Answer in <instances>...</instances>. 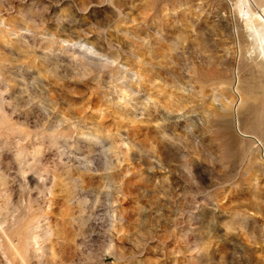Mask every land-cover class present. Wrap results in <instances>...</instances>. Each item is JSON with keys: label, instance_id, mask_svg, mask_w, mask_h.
<instances>
[{"label": "rangeland", "instance_id": "374dc122", "mask_svg": "<svg viewBox=\"0 0 264 264\" xmlns=\"http://www.w3.org/2000/svg\"><path fill=\"white\" fill-rule=\"evenodd\" d=\"M262 24L264 0H0V264H264Z\"/></svg>", "mask_w": 264, "mask_h": 264}, {"label": "bare ground", "instance_id": "6f19581e", "mask_svg": "<svg viewBox=\"0 0 264 264\" xmlns=\"http://www.w3.org/2000/svg\"><path fill=\"white\" fill-rule=\"evenodd\" d=\"M262 25H264V24H262ZM254 26H255V24H254ZM257 28H259V27H257ZM257 28L256 27L255 28L253 27V31L252 30L251 31L254 32L253 35L257 38V41H258L260 47H264V29H262V28L261 29H257ZM254 40H256V39H254Z\"/></svg>", "mask_w": 264, "mask_h": 264}]
</instances>
